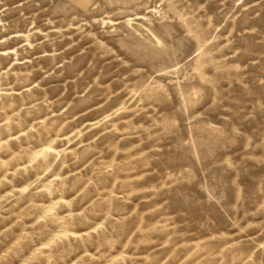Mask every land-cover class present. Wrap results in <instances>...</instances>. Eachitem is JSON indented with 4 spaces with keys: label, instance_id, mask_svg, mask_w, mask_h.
Listing matches in <instances>:
<instances>
[{
    "label": "rangeland",
    "instance_id": "374dc122",
    "mask_svg": "<svg viewBox=\"0 0 264 264\" xmlns=\"http://www.w3.org/2000/svg\"><path fill=\"white\" fill-rule=\"evenodd\" d=\"M0 264H264V0H0Z\"/></svg>",
    "mask_w": 264,
    "mask_h": 264
},
{
    "label": "bare ground",
    "instance_id": "6f19581e",
    "mask_svg": "<svg viewBox=\"0 0 264 264\" xmlns=\"http://www.w3.org/2000/svg\"><path fill=\"white\" fill-rule=\"evenodd\" d=\"M128 23L131 24V20H128ZM132 25H133V23H132ZM134 26H136V29L138 31H140L144 36H146V38H148L152 41H156V42L160 41V39L149 28L145 29L141 25H134Z\"/></svg>",
    "mask_w": 264,
    "mask_h": 264
}]
</instances>
